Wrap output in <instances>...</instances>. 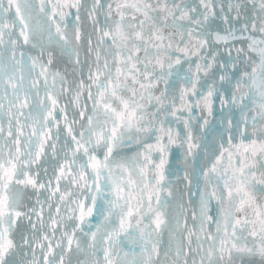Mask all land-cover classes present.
<instances>
[{"label": "snow or ice", "instance_id": "6c2138e0", "mask_svg": "<svg viewBox=\"0 0 264 264\" xmlns=\"http://www.w3.org/2000/svg\"><path fill=\"white\" fill-rule=\"evenodd\" d=\"M0 264H264V0H0Z\"/></svg>", "mask_w": 264, "mask_h": 264}, {"label": "water", "instance_id": "95a60500", "mask_svg": "<svg viewBox=\"0 0 264 264\" xmlns=\"http://www.w3.org/2000/svg\"><path fill=\"white\" fill-rule=\"evenodd\" d=\"M219 2V0H218ZM82 19H84L82 17ZM213 27L216 28L217 30H222L224 28V25L223 23L220 21V20H217L214 22L213 24ZM234 28H239L240 25L239 24H236V25H233ZM84 28L87 30L90 28V25L89 23L85 20L84 22ZM253 35H256V36H259L260 34L258 33H252ZM245 35H247V33H245ZM237 46H239V42H236ZM223 50V46H221V51ZM35 54V53H33ZM84 54L83 52H81V58H83ZM54 67L57 68L58 70H60L61 72H64L68 78L71 80L73 78V71H72V68H73V65L69 62L68 58L66 56H61L59 55L58 51H57V56H56V62L54 64ZM184 71L186 72L187 71V68H186V65L184 67ZM90 103V102H89ZM216 123V120L213 119L211 121V123L209 124L208 128L207 129H204V132L208 138V142L211 143L212 139H213V136L215 135V133L213 132V126L215 125ZM124 152L126 154H130L129 150L128 149H124ZM197 171H199V169H197ZM178 186L179 187H183V183L182 182H178ZM25 196L26 197H30L31 198V202L34 203V200H35V197L34 195L32 194L31 190H29L28 192L25 193ZM25 202H28L27 199ZM98 222V218L95 216H93V223H97ZM25 226L22 225L21 228H24ZM167 234H165V237H164V240L165 242H167ZM80 259H84V257L81 255Z\"/></svg>", "mask_w": 264, "mask_h": 264}]
</instances>
